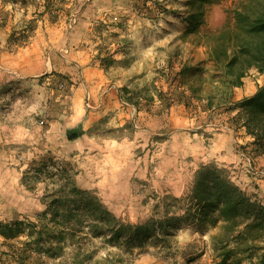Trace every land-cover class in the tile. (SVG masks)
I'll use <instances>...</instances> for the list:
<instances>
[{"label":"rangeland","instance_id":"rangeland-1","mask_svg":"<svg viewBox=\"0 0 264 264\" xmlns=\"http://www.w3.org/2000/svg\"><path fill=\"white\" fill-rule=\"evenodd\" d=\"M262 86L264 0H0V220L37 218L45 183L23 178L48 157L134 223L158 195L187 196L204 165L264 204V146L246 124L264 100L242 103ZM216 232L189 224L171 251L98 241L96 258L218 264ZM15 241L0 235V264L59 261L19 259Z\"/></svg>","mask_w":264,"mask_h":264},{"label":"trees","instance_id":"trees-1","mask_svg":"<svg viewBox=\"0 0 264 264\" xmlns=\"http://www.w3.org/2000/svg\"><path fill=\"white\" fill-rule=\"evenodd\" d=\"M263 100L264 86L242 103L252 107ZM262 110L261 114H249L246 124L254 141L264 146ZM77 136L73 133L69 138ZM41 182L46 189L41 199L45 207L35 220H0V235L16 239L7 245L13 247L14 256L19 259L34 252L38 259L41 255L59 259L56 264H129L117 253L107 252L96 258V242L129 247L154 238L162 249L171 251L173 236L182 227L195 224L203 228L208 223L217 229L211 238L220 257L218 264H227L232 257L237 261L249 258L254 251L264 248L260 244L264 243V204L249 196L224 169L215 165H204L197 171L187 196L158 195L150 216L141 223L117 216L91 190L80 187L68 167L53 157L36 162L24 174L23 183L29 188H36ZM21 235L25 239L19 238ZM231 242L234 247L229 246ZM238 253L242 256L238 257ZM252 264H264V252Z\"/></svg>","mask_w":264,"mask_h":264}]
</instances>
